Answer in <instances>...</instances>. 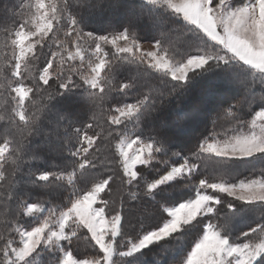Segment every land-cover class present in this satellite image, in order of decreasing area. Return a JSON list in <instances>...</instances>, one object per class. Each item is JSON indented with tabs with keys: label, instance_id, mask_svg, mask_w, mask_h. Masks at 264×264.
I'll return each instance as SVG.
<instances>
[{
	"label": "snow or ice",
	"instance_id": "obj_1",
	"mask_svg": "<svg viewBox=\"0 0 264 264\" xmlns=\"http://www.w3.org/2000/svg\"><path fill=\"white\" fill-rule=\"evenodd\" d=\"M145 3L108 0L128 18L91 31L92 0L5 9L0 264H264V0ZM197 84L234 94L185 147L201 112L169 105ZM73 95L84 119L54 106Z\"/></svg>",
	"mask_w": 264,
	"mask_h": 264
},
{
	"label": "trees",
	"instance_id": "obj_2",
	"mask_svg": "<svg viewBox=\"0 0 264 264\" xmlns=\"http://www.w3.org/2000/svg\"><path fill=\"white\" fill-rule=\"evenodd\" d=\"M27 2V0H25ZM94 3H99L100 7L99 9L92 11L88 10V6L85 5L82 7L81 10V20L84 26H86V30H99L105 27L108 23L110 22H124L128 16L125 11L121 10L118 11L116 9H111L107 6L108 0H92ZM112 3H115L116 0H111ZM121 3H126L127 0H120ZM21 0H0V42L3 40V26L6 21V16L7 14L5 13V9H16L19 10L18 6L20 5ZM128 5L135 9L137 13L143 12L145 14L149 13L152 11L150 6L146 5L144 1L141 0H128ZM74 7H77L74 3ZM79 10V9H77ZM157 12L160 15H163L165 17H168V14L163 12V10H157ZM122 17V19H120ZM171 19L170 17H168ZM146 28V25H141V30L142 34L144 35H151L150 31H145L144 29ZM200 85L197 84L194 86L191 97L190 98H185L183 100H173L171 104L169 105V110L172 111L176 107L179 106H186L187 109L190 112H196L200 111L201 115L198 119H196L192 125L190 136L191 139L185 141L184 146L189 147L191 146L192 140L195 138V136L204 129V126L208 123L207 118L211 115H215V108L218 107L220 104L227 103L231 96L234 94L231 89H228L230 92L229 96H224L223 94L221 96H224L221 101L220 98L221 96L217 99V103L215 104H207V103H198V90H199ZM146 90V89H145ZM227 90V91H228ZM257 92H259V89H257ZM131 100V98H129ZM33 104L29 105L30 111H37L39 108H42L43 105L46 103V101L41 100V98L37 95L33 97ZM5 101L3 99H0V105H3ZM54 106L61 110L65 111L71 107V114L73 115L74 118L78 119H84V105L83 101H80L75 95H73L71 98L61 96L57 98V100L54 102ZM212 109H211V108ZM55 111V109L53 110ZM104 113L99 112L98 113V119L100 122L103 124L104 121ZM225 120L228 119V117H224ZM48 121L45 120V124L47 125ZM210 127V124H208ZM46 130H48L46 128ZM58 161L55 159H48L47 163H41L38 161L37 163L40 164L42 167H50L53 163H57ZM130 210V211H129ZM125 211L126 214H129L130 218V212L134 213L135 208L131 207L129 204L125 205ZM7 209L6 208H0V230H2V226L7 220ZM155 223V221H153ZM171 247V246H170ZM144 252H148V249L145 250ZM158 253V254H157ZM175 255V253H173ZM167 257V253L163 252L162 250L157 249L153 253H149L146 259H150L156 262V264H165L163 261Z\"/></svg>",
	"mask_w": 264,
	"mask_h": 264
},
{
	"label": "rangeland",
	"instance_id": "obj_3",
	"mask_svg": "<svg viewBox=\"0 0 264 264\" xmlns=\"http://www.w3.org/2000/svg\"><path fill=\"white\" fill-rule=\"evenodd\" d=\"M141 1H144L145 2V0H141ZM120 19H122V17L120 18ZM144 47L145 48H148L149 47V45L147 44V43H145L144 44ZM223 95L226 97V96H229L230 95V92H229V90L228 91H226L225 93H223ZM224 96H221V98H220V101L222 100V99H224L223 97ZM217 103V102H216ZM215 104V103H214ZM211 106H212V104H211ZM211 108V107H210ZM212 109V108H211ZM145 250H147V249H144L143 251H145ZM32 264H42V258H41V256H34V257H32Z\"/></svg>",
	"mask_w": 264,
	"mask_h": 264
}]
</instances>
